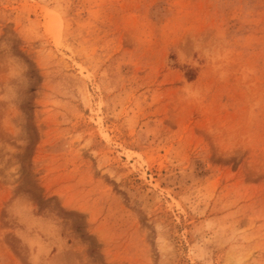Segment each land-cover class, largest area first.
<instances>
[{
  "label": "rangeland",
  "instance_id": "obj_1",
  "mask_svg": "<svg viewBox=\"0 0 264 264\" xmlns=\"http://www.w3.org/2000/svg\"><path fill=\"white\" fill-rule=\"evenodd\" d=\"M0 264H264V0H0Z\"/></svg>",
  "mask_w": 264,
  "mask_h": 264
}]
</instances>
